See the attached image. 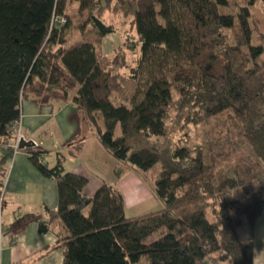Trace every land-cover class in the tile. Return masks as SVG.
Wrapping results in <instances>:
<instances>
[{
	"label": "trees",
	"instance_id": "trees-1",
	"mask_svg": "<svg viewBox=\"0 0 264 264\" xmlns=\"http://www.w3.org/2000/svg\"><path fill=\"white\" fill-rule=\"evenodd\" d=\"M74 1L76 19L68 0H0V151L21 101L71 100L113 159L140 178L157 167L152 191L162 207L128 217L117 188L102 185L88 198L87 178L66 172L61 155L47 167L46 150L24 149L55 182L56 207L47 213L67 231L62 264H138L141 257L146 264H252L254 224L264 213V47L253 43L252 27L264 30V21L252 22L253 0ZM107 12L129 19L139 46L126 74L118 71L121 54L101 56L102 40L114 33L103 21ZM172 90L189 112L185 122L225 121L222 132L207 131L205 148L150 144L165 135ZM12 155L0 152V197ZM42 220L24 213L3 232L14 239L35 223L46 233Z\"/></svg>",
	"mask_w": 264,
	"mask_h": 264
},
{
	"label": "crops",
	"instance_id": "crops-1",
	"mask_svg": "<svg viewBox=\"0 0 264 264\" xmlns=\"http://www.w3.org/2000/svg\"><path fill=\"white\" fill-rule=\"evenodd\" d=\"M19 112L21 136L47 151L45 159L41 158L47 167L55 164L59 154L66 172L87 178L84 196L89 198L102 185H111L122 194L126 215L131 218L162 207L153 194L152 185L146 186L137 172L113 159L101 147L92 126L71 100L63 104L55 101L46 107L24 100L20 102ZM76 142L79 148L72 154L71 148ZM116 170L120 172L119 177L115 175ZM2 190L8 195V203L4 210L6 223L4 227L0 223L1 229L24 213L42 215V221L49 222V228L46 233H40L34 223L14 239L2 232L0 264H62L60 244L67 231L47 213L57 203L54 180L42 177L28 160L27 153L18 151L8 161ZM261 232L264 233V213L254 224L252 264H264V234L258 239ZM246 238L245 241L249 238L248 230ZM202 264L211 263L203 261Z\"/></svg>",
	"mask_w": 264,
	"mask_h": 264
},
{
	"label": "rangeland",
	"instance_id": "rangeland-1",
	"mask_svg": "<svg viewBox=\"0 0 264 264\" xmlns=\"http://www.w3.org/2000/svg\"><path fill=\"white\" fill-rule=\"evenodd\" d=\"M67 14L69 16H72L73 19H76L77 15V4L74 0H68V6H67ZM64 19V18H63ZM251 19L254 23L255 21H264V0H253V6L251 7ZM103 21L106 24H110L114 27V33L105 37L102 40L101 44V56L111 59L113 56L121 54L124 57L125 65L123 67H120L118 70L121 74H126L128 72V67L134 66L136 59L139 56V46L137 43H135L136 37L132 31H130L129 28V19L122 17L121 13H110L107 12L103 16ZM260 26V25H258ZM253 27V43L254 44H260L264 47V30L263 26L262 28L259 27L260 30L255 29V26ZM255 29V30H254ZM262 32V34H261ZM120 58V55L117 56ZM260 61H264V54L260 58ZM222 60L219 57L217 61L209 68V71L216 74L219 72V68L221 67ZM74 91L71 92V95ZM171 98L172 101L167 109V115L164 120L165 124V135L160 137H152L150 138V144L158 149H173L176 146H182L187 149H189L191 152H195L197 149L205 148V144L208 141L207 140V131L209 130L213 134L215 132H222V130L225 129V121L221 119L220 121L210 120L208 122H203L201 124L194 125L189 122H185V118L187 117L188 113L186 109L179 108L178 106V100L179 96L178 94L172 90L171 92ZM101 123V120H100ZM212 125L211 127H209ZM10 132L12 134V138L4 141L12 142L14 141V138L16 134L10 129ZM118 129H116V135H118ZM20 135H21V129H20ZM221 136V135H220ZM211 137V136H210ZM21 139L24 140L22 137ZM26 141V140H25ZM35 147V146H34ZM39 147V146H38ZM9 148L3 149V143L1 144V151L4 152ZM18 149L17 145V151H23ZM13 153V151H12ZM216 155L219 154L215 151ZM46 154H44L42 157H44ZM43 159V158H42ZM232 164V163H231ZM157 171V167H153L149 169L147 172L141 173V180L146 186H150L153 184L155 173ZM1 198H0V215L2 210V218H0V223L3 224V227L5 225V217H4V210L6 209V205L8 203V195H4V191ZM157 209V208H156ZM155 210V209H153ZM87 209H84L83 213L85 214ZM152 211V210H151ZM147 212V211H146ZM145 213V212H144ZM259 215L257 219L262 216ZM256 219V220H257ZM246 227L240 226L238 228V235L242 241H245L246 238ZM3 229H1L0 224V234H2ZM264 233L258 234V239H261V236ZM154 236L153 238H155ZM150 239V241L153 240ZM138 264H146V261L143 257L140 258Z\"/></svg>",
	"mask_w": 264,
	"mask_h": 264
},
{
	"label": "built area",
	"instance_id": "built-area-1",
	"mask_svg": "<svg viewBox=\"0 0 264 264\" xmlns=\"http://www.w3.org/2000/svg\"><path fill=\"white\" fill-rule=\"evenodd\" d=\"M55 21L60 24L65 23V20L63 18H56ZM10 129L16 134V136L14 138V141L12 140V142L3 141V149L5 150L6 148H9L13 151L14 154L17 151L18 142L22 138V136L20 135L21 123L19 118L10 125Z\"/></svg>",
	"mask_w": 264,
	"mask_h": 264
},
{
	"label": "water",
	"instance_id": "water-1",
	"mask_svg": "<svg viewBox=\"0 0 264 264\" xmlns=\"http://www.w3.org/2000/svg\"><path fill=\"white\" fill-rule=\"evenodd\" d=\"M34 146H35V144L31 140L25 141L23 139H20L18 142V149L19 150L33 148Z\"/></svg>",
	"mask_w": 264,
	"mask_h": 264
}]
</instances>
